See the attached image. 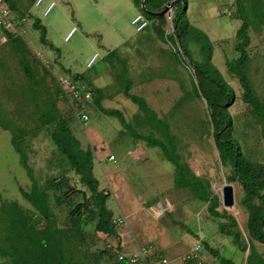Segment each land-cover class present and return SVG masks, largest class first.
Returning <instances> with one entry per match:
<instances>
[{
  "label": "rangeland",
  "instance_id": "374dc122",
  "mask_svg": "<svg viewBox=\"0 0 264 264\" xmlns=\"http://www.w3.org/2000/svg\"><path fill=\"white\" fill-rule=\"evenodd\" d=\"M11 2L16 4L19 15L32 17L28 19L27 33L21 44L35 76L33 79L26 77L12 43L0 48V207L3 201L17 203L22 212L34 211L20 191V188L31 190L32 182L12 144L16 125L26 128L27 134L31 133V127L34 128L22 145L29 153V164L40 185L46 186L50 180L64 176L66 183L60 195L65 194L70 204L82 201L79 191L91 196L57 149L51 136L55 125L40 127L37 120L40 116L35 108L37 102L43 99L44 110L51 112L52 98L56 97L59 98L58 109L68 117L74 136L84 149L90 148L94 152V174L100 181V191L109 193L108 208L114 218H126L124 225L117 227L119 238L96 232V220L85 225L88 237L85 247L89 254L96 256L109 244H118L119 239L125 249L152 245L171 264H187L185 255L201 240L203 258L207 261L221 264L205 248L204 242L234 264H247L249 250L241 251L232 236L220 232L219 223L223 219L213 218L208 203L197 200L190 190L176 187L175 167L160 148L130 137L119 119L106 116L94 107L89 111L90 120L81 124L72 117L66 101L68 96L58 81L60 76L67 75L62 67L72 73L84 74L96 87L106 89L109 98L104 101L105 108L122 111L127 121L135 124L133 119L140 113L139 107L124 97L123 83L119 86L115 77L120 68L122 72L123 68L130 67L132 93L145 98L158 118L169 123L183 163L197 177L209 182L211 191L221 199L223 186L226 183L234 186L236 207L229 213L236 218L248 243V210L240 205L245 197L243 186L238 181H230L232 168L221 162L213 126L206 123L209 119L207 104L197 97L198 75L193 64L184 59L178 43L164 37L156 19L150 18L133 0H44L40 6L36 5L37 0ZM52 2L56 3L55 7L44 16ZM181 5L184 10L187 8L188 21L209 35L214 46L213 63L234 89L236 99L229 107L234 138L249 159L264 164L260 126L250 107L241 100L243 89L238 77L227 68L228 61L240 56L235 49L236 34L242 24L236 11V0H183ZM173 13L172 10L166 15V24L162 27L167 34L173 32ZM138 15L148 22L142 32L137 31L139 24H133ZM35 20H40L46 29V38L54 49L42 43V32L33 27ZM73 29L76 32L67 40ZM251 37L248 74L256 93L264 100V28L261 32L252 29ZM190 48L194 59L202 61L198 46ZM7 50L9 53H5ZM113 50H117L119 59L109 57ZM95 56V63L89 67ZM13 112L22 114L18 117ZM134 126L144 135L152 133L165 140L158 129ZM110 156L115 160H109ZM52 206L58 228L64 229L69 209ZM218 210H224L222 204ZM46 224L47 221L35 213L32 225L41 229ZM254 244L264 260V244L256 240ZM101 263L114 264L108 256L102 257ZM0 264L12 262L0 256Z\"/></svg>",
  "mask_w": 264,
  "mask_h": 264
},
{
  "label": "trees",
  "instance_id": "16d2710c",
  "mask_svg": "<svg viewBox=\"0 0 264 264\" xmlns=\"http://www.w3.org/2000/svg\"><path fill=\"white\" fill-rule=\"evenodd\" d=\"M7 1L12 5L14 12L19 15L15 3H12L11 0ZM133 1L138 8H142L143 0ZM172 1H174L172 33L167 34L165 29H162L166 24V15L146 14L150 18L156 19L159 32L170 41L178 43L184 59L190 61L195 67L194 70L199 80L197 97L205 100L207 104L209 119L206 123L213 126V136L220 153L221 162L223 166L232 168L230 181H238L245 192V197L240 201V205L248 210V243L238 228L236 218L225 209L223 211L218 210L222 201L211 191L210 183L197 177L190 167L183 163L176 140L171 134L169 123L158 118L157 113L150 108L145 98L132 93L133 84L129 78L130 67L123 68L122 72L120 68L115 77L119 86L122 85L121 82L123 83L121 89L124 97L139 107L140 113L136 114L133 119L135 124L128 122L122 111L105 108L104 101L109 98L106 89L96 87L84 74H73L69 70L64 72L68 76L84 82L92 92L93 101L87 105V112L94 107L106 116L115 117L119 119L125 133L130 137L146 142L149 146L160 148L165 158L175 167L176 187L190 190L197 200L208 203V211L213 218L223 219L219 223L220 232L232 236L236 246L241 251L247 252L249 250L247 264H264V260L254 244L255 240L264 244V164L249 159L244 154L240 142L233 136L234 122L229 107L234 104L236 99L234 89L213 63L214 46L209 35L192 25L186 18L187 8L184 10L181 5L183 0H146V9L151 12H159ZM236 7L242 21L236 34L238 42L235 47L240 56L228 61L227 68L229 72L238 77L243 89L241 100L250 107L251 114L259 124L264 139V100L256 93L248 74L250 63L248 49L252 43L251 30L261 32L264 28V0H236ZM19 16H28L32 19L29 14H20ZM33 27L42 32V43L54 49L46 38L47 31L41 25L40 20H35ZM21 40L24 39L10 36L8 43H12L14 49H10V53L13 54V50L26 77L33 79L35 74ZM192 45L198 46L202 61L194 59L190 48ZM5 53H9V50ZM109 57L119 59L117 50L111 51ZM118 61L120 63V60ZM126 65L128 66V64ZM52 99L51 112L44 110L43 99L37 102L35 108L40 113L37 120L40 122V127L46 128L55 125V131L51 136L57 149L65 156L75 174L80 177L81 183L89 189L91 196L88 197L86 192L79 191L83 196L82 201L70 204L71 201L65 199V194L60 195L63 193V187L66 183L64 176L50 180L46 186L40 185L29 164V153L22 145V141L33 133L34 128L31 127V133L27 134L26 128L16 125L12 144L20 155L21 163L32 182L31 190L26 191L20 188V191L34 211L22 212L17 203L6 204L1 201L0 256L8 258L12 264H102L101 258L104 256H108L114 264H122L118 262L116 251L108 248V246L96 256L89 254L85 247L88 237L84 226L89 222L96 220L95 230L98 233L108 237H118L119 234L117 227L113 224V212L108 208L109 194L100 191V181L94 174V152L90 148L84 149L82 147L81 142L74 136L68 125V117L63 113L61 114L58 109L57 101L59 98L53 97ZM66 101L69 102L72 117L76 118L69 98ZM13 113H17L18 117L22 114ZM11 116L13 114L8 117ZM83 122V120L80 121L81 124ZM134 125L158 129L162 132L165 140L157 138L152 133L144 135L138 132ZM5 130L9 131V128L5 127ZM52 204L58 208L66 206L69 209L67 224H63L65 225L64 229L58 228L59 223ZM35 213L47 221L44 228L40 229L36 225H32ZM205 248L215 258H218L221 264H234L231 260L221 256L218 249L212 248L208 244H205ZM186 263L191 264L190 262Z\"/></svg>",
  "mask_w": 264,
  "mask_h": 264
},
{
  "label": "built area",
  "instance_id": "2783aa9c",
  "mask_svg": "<svg viewBox=\"0 0 264 264\" xmlns=\"http://www.w3.org/2000/svg\"><path fill=\"white\" fill-rule=\"evenodd\" d=\"M44 0H37L36 5L40 6ZM56 3L52 2L44 12V16L50 14ZM231 16V14H229ZM31 20L28 16L21 17L14 12L12 5L7 0H0V47L7 44L10 36L22 38L26 35L28 29V22ZM133 24H139L137 31L142 32L148 27V22L142 15H138ZM76 32L73 29L67 36L69 40ZM97 59V56L93 57L88 66L92 67ZM58 81L70 100V104L74 109L76 119L84 122H88L89 111L86 107L92 103L93 95L86 84L80 80H77L68 75H62L58 78ZM81 107V109H80ZM83 109V110H82ZM86 110V111H85ZM109 160H115L114 156H110ZM105 194H109L106 192ZM126 218L117 217L113 219V224L118 227L124 225ZM108 237V236H106ZM108 248L116 251L118 262L122 264H171L167 257H164L161 253L154 249L150 245L138 246L133 250L125 249L124 244H109ZM204 246L201 240L197 241L195 246L185 255L184 261L191 264H214L203 258Z\"/></svg>",
  "mask_w": 264,
  "mask_h": 264
},
{
  "label": "water",
  "instance_id": "95a60500",
  "mask_svg": "<svg viewBox=\"0 0 264 264\" xmlns=\"http://www.w3.org/2000/svg\"><path fill=\"white\" fill-rule=\"evenodd\" d=\"M174 1L170 2L159 12H151L146 9V0L142 2V9L153 16H163L167 15L172 11ZM222 205L225 210H233L236 207V196H235V188L232 184L226 183L222 188Z\"/></svg>",
  "mask_w": 264,
  "mask_h": 264
},
{
  "label": "crops",
  "instance_id": "0c3cea01",
  "mask_svg": "<svg viewBox=\"0 0 264 264\" xmlns=\"http://www.w3.org/2000/svg\"><path fill=\"white\" fill-rule=\"evenodd\" d=\"M15 5H16V4H15ZM61 70H62V71H66V70H69V69H66L65 67H62ZM69 71H70V70H69ZM70 72H71V71H70ZM71 73H72V72H71ZM73 74H80V73H73ZM117 238H119V237H117ZM108 239H109V238H108ZM118 242H120L119 239H118ZM204 244H208L210 247H212L209 243H205V242H204ZM137 245H138V244H137ZM134 247H136V246H134ZM128 248H133V247H129V246H128ZM128 248H127V250H130V249H128ZM212 248H213V247H212ZM170 262H171V261H170Z\"/></svg>",
  "mask_w": 264,
  "mask_h": 264
},
{
  "label": "clouds",
  "instance_id": "9594fccd",
  "mask_svg": "<svg viewBox=\"0 0 264 264\" xmlns=\"http://www.w3.org/2000/svg\"><path fill=\"white\" fill-rule=\"evenodd\" d=\"M232 16V15H231Z\"/></svg>",
  "mask_w": 264,
  "mask_h": 264
}]
</instances>
